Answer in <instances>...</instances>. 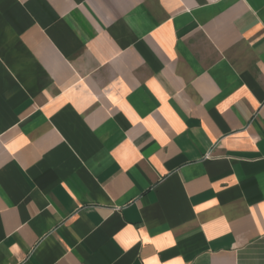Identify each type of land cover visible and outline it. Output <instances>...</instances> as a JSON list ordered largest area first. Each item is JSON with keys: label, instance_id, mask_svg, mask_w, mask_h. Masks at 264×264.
I'll list each match as a JSON object with an SVG mask.
<instances>
[{"label": "crops", "instance_id": "crops-1", "mask_svg": "<svg viewBox=\"0 0 264 264\" xmlns=\"http://www.w3.org/2000/svg\"><path fill=\"white\" fill-rule=\"evenodd\" d=\"M0 264H264V0H0Z\"/></svg>", "mask_w": 264, "mask_h": 264}]
</instances>
